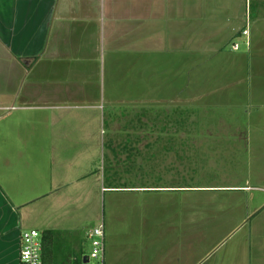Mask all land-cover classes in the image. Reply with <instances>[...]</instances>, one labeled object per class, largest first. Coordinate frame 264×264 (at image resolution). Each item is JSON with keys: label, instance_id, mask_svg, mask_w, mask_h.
Returning <instances> with one entry per match:
<instances>
[{"label": "crops", "instance_id": "crops-1", "mask_svg": "<svg viewBox=\"0 0 264 264\" xmlns=\"http://www.w3.org/2000/svg\"><path fill=\"white\" fill-rule=\"evenodd\" d=\"M254 3L0 0V264H20L25 229L53 232L51 264L74 258L59 246L85 254L104 195V264H264V119L236 118L245 96L264 112V0ZM230 41L241 50L223 79L230 69L241 81L250 66L255 83L225 91L229 120H200L212 107H196L202 95L165 94V82L149 89L152 77L188 80L184 64L209 63ZM120 80L123 93L113 87ZM120 111L128 118L107 126L127 131L103 136L104 112ZM207 175L219 180L201 182ZM201 191L231 199H199ZM239 231L228 247L200 254L205 236L221 242Z\"/></svg>", "mask_w": 264, "mask_h": 264}, {"label": "rangeland", "instance_id": "rangeland-1", "mask_svg": "<svg viewBox=\"0 0 264 264\" xmlns=\"http://www.w3.org/2000/svg\"><path fill=\"white\" fill-rule=\"evenodd\" d=\"M247 3H248V8H251V9L254 8V4H255L254 0H247ZM241 39L243 40L244 37L243 38L241 37ZM232 44L233 43L230 41L228 43V47H226V48H218L215 51V53L213 54V56L209 55L210 56V58H209L210 62L209 63H200L199 65L198 64L197 65L184 64L183 65L182 75L185 76L186 74H189V75H187V76H190V77H188V80L187 79H183L182 81L181 80L173 81V80L167 79V80L163 81V80L154 79L152 77V79L150 80L149 89L151 91H153L154 89L159 88V86L161 84L163 85L164 82H165V84H166L165 86L166 87H164V88L161 87V90L165 94L168 93V90H172V92H174V93L177 92V98H179L180 94H183V96H186V97H189L190 94L202 95L200 100H199V102L196 104V107L198 105H199L200 108L201 107L202 108L209 107V106H212V107H209V109H205L204 112L200 110V112H199V119L200 120H204V119L218 120V118H222V119H219V120H229L230 116H229L228 113L226 114L224 112L225 111L224 110L225 107H224V103H222V101L224 99H226V97L224 96L225 95V91L228 93L229 91L233 92L235 90L239 91L241 89H243V90L248 89V92H249V90L252 89V87H253V85L255 83V79H251V76L253 75V73L251 72L250 66L247 67L248 70H247V72L245 74L246 77L243 80H241V81H238V79H235V77H236V75L234 74L235 70H230V69H227V71L229 73L231 71L230 79L226 80V81L223 79V67L224 66H228L227 65L228 60L229 61H231V59L234 60L235 56H234L233 53L234 52H238V50H239V46H238L237 50L234 51ZM199 59H204V58L199 56ZM248 60H249V58H246L247 62H248ZM190 67L193 70L192 71L193 72L192 76H191L192 72L190 70ZM234 67H236V69H237L238 65L237 64L236 65L232 64V69ZM151 69H152V71L155 70V68H151ZM167 73H168V70H167ZM211 75H212V77H209ZM124 83H126V81H121L120 80L119 81V86H113V87H118L119 93H123L124 89H125V87H123ZM230 83H232V85H229ZM133 84H136L135 88L138 89L139 86H142V87L143 86H148V81H145V82L142 81V83L136 82V83H133ZM249 84L250 85L252 84L250 89H249ZM104 87H105V89H110V87H112V85H109V82L105 81L104 82ZM174 88H175V90H174ZM142 89L144 90V88H142ZM112 90H113V92H115L114 89H112ZM135 92L137 93V91H135ZM105 94H107V92H105ZM175 96H176V93H175ZM232 96H234V95H232ZM107 97L109 98V96H107V95L104 96L105 99ZM119 97H121V95ZM155 97L161 98V97H158V96H155ZM167 97H169V96H167ZM246 97H247V99H246ZM136 98H139V99L141 98L140 100H142V98L145 99V98H147V96H143V97L136 96ZM259 98H263L264 99V97H259ZM168 102H169L167 104L168 108L172 109V107L175 105L174 102H170V101H168ZM260 102H261L260 99L257 100L256 97H248V96L243 97L241 99V102L239 104H236L239 108L243 109V112L239 113V116L236 115V118L240 117V120H243V121L244 120H249L253 116H254L253 117L254 119H264V116H263L264 112H263V110H262V112L260 111L262 109L261 106H260V104L262 102L261 103ZM138 106H141V104L138 105ZM216 106H219V107H216ZM256 106H258V112L252 111ZM119 107H120V110L123 109V108H126V107H127V109L131 108V106H122V105H120ZM232 108H233V106H232ZM244 109L246 110V112L244 111ZM237 110H239V109H237ZM118 113L119 114L114 118L112 113H110L108 115L107 112H104V124L102 126V129H103V132H106L107 135L105 134L103 136H108V134H110V133L118 134V135H124V133L127 131V129L124 128V127L123 128L122 127L109 128L107 126V121L109 119L115 120L116 118H119L118 120L122 121V120H126L128 118V114L129 113L122 112V111H120ZM167 115H168V119L175 118L174 117V115H175L174 111L168 110L167 111ZM123 123L124 122H120V125L123 124ZM108 124H109V122H108ZM100 163H101L100 165L103 164L102 159H101ZM216 178L219 180V177H213V175H207V176L201 178V182H203L204 180H212V179L215 180ZM198 195H199V199H209L211 201H215V200L216 201H218V200H230L231 199V194L230 193L222 192V191H214V192H202L201 191V192H199ZM107 202H108L107 195L101 196L100 201H99V205H100L101 208L103 207V210H104L103 218L105 219V222L108 220V218L111 215L110 212H109V206H107ZM123 210H125V208ZM221 210L223 211V209H221ZM134 214L142 215V209L141 208H137L136 211L134 212ZM103 218H102V220H103ZM88 222H90V221H88ZM96 222L94 221V223H89L90 225H88V226H91V224L95 225V224H97ZM35 228H37V226H35ZM242 231H244V230L242 229ZM242 233L243 232H241V231L236 232L235 236L233 238H228L225 241H221V242H219V240H220V238L223 235H211V236L208 235V236H205V234H204L205 238L204 239H200V241H199L200 254H202V252H205L207 250H214L213 253L215 252V250L216 251L222 250V249L228 247L229 244L232 241H234L235 239H237ZM202 236H203V234H202ZM59 247L60 248L57 251L60 254L68 255V257L70 256L71 258L76 256L75 253L77 251L74 250V252H73L74 255L73 254L70 255V253L67 254V252H69V251L63 249L62 246H59ZM88 251H89V249L86 247L85 248V252H88ZM91 263L92 262L90 261L89 263H85V264H91Z\"/></svg>", "mask_w": 264, "mask_h": 264}, {"label": "built area", "instance_id": "built-area-1", "mask_svg": "<svg viewBox=\"0 0 264 264\" xmlns=\"http://www.w3.org/2000/svg\"><path fill=\"white\" fill-rule=\"evenodd\" d=\"M246 31L243 32L245 34ZM236 44L233 49H237ZM89 251L81 255V264H104L105 233L104 223L100 219L86 232ZM20 264H44L42 259L41 233L36 229H25L20 234ZM86 260V262H84Z\"/></svg>", "mask_w": 264, "mask_h": 264}, {"label": "trees", "instance_id": "trees-1", "mask_svg": "<svg viewBox=\"0 0 264 264\" xmlns=\"http://www.w3.org/2000/svg\"><path fill=\"white\" fill-rule=\"evenodd\" d=\"M53 232L51 230H43L41 231V243H42V259L44 264H51V259L53 256ZM81 253L78 256H75L73 260H68L62 262V264H81Z\"/></svg>", "mask_w": 264, "mask_h": 264}, {"label": "water", "instance_id": "water-1", "mask_svg": "<svg viewBox=\"0 0 264 264\" xmlns=\"http://www.w3.org/2000/svg\"><path fill=\"white\" fill-rule=\"evenodd\" d=\"M84 262H86V260Z\"/></svg>", "mask_w": 264, "mask_h": 264}]
</instances>
